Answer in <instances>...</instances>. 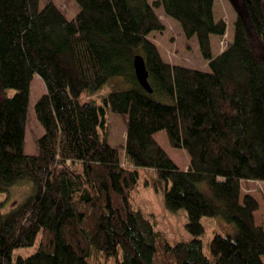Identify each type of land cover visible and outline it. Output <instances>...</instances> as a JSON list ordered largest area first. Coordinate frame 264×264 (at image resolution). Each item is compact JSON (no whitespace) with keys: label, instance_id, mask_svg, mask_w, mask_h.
I'll return each mask as SVG.
<instances>
[{"label":"trees","instance_id":"16d2710c","mask_svg":"<svg viewBox=\"0 0 264 264\" xmlns=\"http://www.w3.org/2000/svg\"><path fill=\"white\" fill-rule=\"evenodd\" d=\"M41 1L0 0V264H264L261 206L242 190L264 182V0H233V42L217 56L212 39L227 23L216 0H75L73 18ZM158 9L197 39L210 71L163 58L150 39L167 29ZM138 56L153 93L137 79ZM37 76L47 87L35 106L44 133L29 155ZM116 78L130 89L113 91ZM109 113L127 117L124 158L109 142ZM160 132L188 153L187 170ZM149 171L167 208L188 212L191 241L170 243L137 206ZM205 180L213 201L198 188ZM24 181L31 194L6 211L1 197ZM222 211L238 234L216 231L206 253L202 219ZM38 240L36 253L15 258Z\"/></svg>","mask_w":264,"mask_h":264},{"label":"rangeland","instance_id":"374dc122","mask_svg":"<svg viewBox=\"0 0 264 264\" xmlns=\"http://www.w3.org/2000/svg\"><path fill=\"white\" fill-rule=\"evenodd\" d=\"M158 0H149L151 4ZM55 3L59 6L68 18L75 17L81 7L75 0H42L41 9L49 3ZM161 21L166 25L167 29L164 33H153L150 39L155 42L163 55V58L174 65L190 67L200 71H210L209 63L206 61L200 52L197 39L187 40L180 24L168 17L163 9L156 10ZM238 16V9L233 0H216L215 17L217 20H224L227 23V32L222 37H213V52L214 55H220L233 42L234 38V23ZM113 91H126L130 86L123 83L120 79H114ZM47 93V87L44 80L37 76L31 87V108L28 119L26 133V152L29 155L37 154V140L43 135L44 130L39 123L35 106L40 98ZM107 93V92H106ZM14 90H8V95L13 96ZM109 142L115 147L121 148V153L126 145L127 138V117L109 113ZM157 141L170 155V157L183 169L187 170L190 167V156L185 150H178L171 146L166 132H160L157 136ZM156 173L149 171L143 174L142 184L139 187V194L136 196V204L142 210L144 215L150 219L155 228L162 232L172 244L191 241L194 237L187 229L189 215L185 209L177 212L170 211L165 202V193L162 186L156 188L154 181ZM150 180V185H145L144 182ZM199 190L211 201L214 200V195L209 180H205L198 184ZM243 195L250 194L254 196L260 203L261 209L256 214L257 223L264 227V182L243 181ZM32 192V183L24 181L12 188L7 196L1 197L6 201L5 210H11L15 205L23 202ZM221 207H223L221 205ZM224 210V207H223ZM202 223L205 226L206 233L202 237L204 250L209 252V243L213 239L215 232L225 235L236 236L238 234L237 225L228 219L225 212H220L215 217H204ZM40 244L38 240L34 246L20 248L15 252V258L18 256L27 257L37 252Z\"/></svg>","mask_w":264,"mask_h":264},{"label":"water","instance_id":"95a60500","mask_svg":"<svg viewBox=\"0 0 264 264\" xmlns=\"http://www.w3.org/2000/svg\"><path fill=\"white\" fill-rule=\"evenodd\" d=\"M135 71H136L137 79L139 83L142 85V87L149 93H153V89L149 82V77H150L149 71L147 69V65L144 58L141 56H138L135 59Z\"/></svg>","mask_w":264,"mask_h":264}]
</instances>
